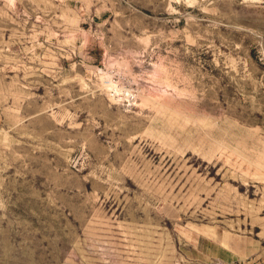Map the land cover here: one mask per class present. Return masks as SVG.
Here are the masks:
<instances>
[{
  "label": "rangeland",
  "instance_id": "obj_1",
  "mask_svg": "<svg viewBox=\"0 0 264 264\" xmlns=\"http://www.w3.org/2000/svg\"><path fill=\"white\" fill-rule=\"evenodd\" d=\"M0 264H264V0H0Z\"/></svg>",
  "mask_w": 264,
  "mask_h": 264
},
{
  "label": "built area",
  "instance_id": "obj_2",
  "mask_svg": "<svg viewBox=\"0 0 264 264\" xmlns=\"http://www.w3.org/2000/svg\"><path fill=\"white\" fill-rule=\"evenodd\" d=\"M98 71L99 72H103V69L102 68H98ZM102 76H103L102 78L107 77V76H104V75H102ZM107 85L109 86V88H108L109 90H113L112 89L113 88V84L112 83L111 84L108 83Z\"/></svg>",
  "mask_w": 264,
  "mask_h": 264
}]
</instances>
